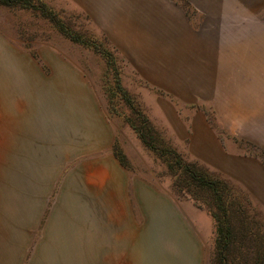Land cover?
<instances>
[{
	"label": "crops",
	"instance_id": "crops-1",
	"mask_svg": "<svg viewBox=\"0 0 264 264\" xmlns=\"http://www.w3.org/2000/svg\"><path fill=\"white\" fill-rule=\"evenodd\" d=\"M187 1L213 23L249 12L247 0ZM71 2L118 50L137 54L154 81L192 63L202 68L186 44L195 33L178 0ZM210 25L205 30L217 36ZM202 117L191 135L177 123L193 162L264 207L260 157L224 146ZM114 135L102 101L73 62L50 47L30 55L0 33V180L17 178L10 163L16 171L24 166L36 201L25 225L36 239L28 241L35 243L33 264H205L212 215L131 173L112 152Z\"/></svg>",
	"mask_w": 264,
	"mask_h": 264
},
{
	"label": "rangeland",
	"instance_id": "rangeland-1",
	"mask_svg": "<svg viewBox=\"0 0 264 264\" xmlns=\"http://www.w3.org/2000/svg\"><path fill=\"white\" fill-rule=\"evenodd\" d=\"M178 2L195 35L204 29L203 36L186 37V44L195 50L191 53L197 59L195 65L202 68L192 67V63L180 74L171 70L160 77L161 82L147 77L137 54L118 50L104 30L71 0H0V33L30 55L37 56L39 49L50 47L73 62L102 101L114 127L113 149L125 158L123 166L176 199L187 200L192 198L179 189L181 184L163 161L167 156L163 149L168 145L186 162L194 163L189 138L179 140L177 136L179 125L191 135L203 116L224 146L257 155L264 164V0H247V17L244 12L237 13L233 19L220 18L214 23L187 0ZM209 23L217 26V36L205 30ZM118 83L123 91L117 88ZM143 116L157 133L161 156L149 150L134 130ZM13 168L17 178L0 180V264H33L35 243L28 241L36 239L29 237L25 225L29 219L33 221L29 212L36 201L27 187L29 182L24 181V166L19 164L16 171L10 163L9 175ZM228 185L245 205L252 233L244 235L241 229L237 237L241 245L230 246L222 258L215 253L214 220L215 234L207 241L205 264H264V207ZM3 203L7 212L2 210Z\"/></svg>",
	"mask_w": 264,
	"mask_h": 264
},
{
	"label": "trees",
	"instance_id": "trees-1",
	"mask_svg": "<svg viewBox=\"0 0 264 264\" xmlns=\"http://www.w3.org/2000/svg\"><path fill=\"white\" fill-rule=\"evenodd\" d=\"M74 41L80 42L77 39ZM117 88L123 91L119 83ZM134 130L149 150L161 156L158 146L160 140L145 116H143L140 126L134 127ZM112 151L124 165V155L116 152L113 148ZM163 151L167 155L163 161L172 176L177 178V183L181 184L179 189L186 191L196 204L208 210L216 221L217 246L215 253L221 255L222 258L226 257L230 246L241 245L237 239L241 229L244 230V235L252 233L245 205L239 198L237 199L227 182L213 177L195 163L186 162L174 148L168 145ZM177 183H175L176 186H178ZM221 261L224 262V260Z\"/></svg>",
	"mask_w": 264,
	"mask_h": 264
}]
</instances>
